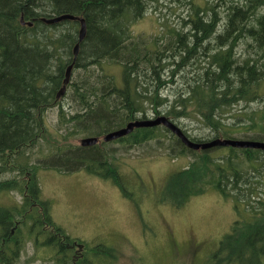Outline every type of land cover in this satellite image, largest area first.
Here are the masks:
<instances>
[{"label":"trees","instance_id":"16d2710c","mask_svg":"<svg viewBox=\"0 0 264 264\" xmlns=\"http://www.w3.org/2000/svg\"><path fill=\"white\" fill-rule=\"evenodd\" d=\"M164 1L0 0V195L21 197L12 205L0 201V264H16L27 238L35 246H52L56 264H113L119 258L115 247L83 245L56 224L49 201L41 198L37 172L83 169L131 195L116 162L117 148L107 144L131 148L150 141L172 158H189L167 177L164 199L179 208L213 188L240 216L209 264H264V150H194L164 125L101 140L130 120L161 114L195 141L264 140V0ZM173 4L182 6L183 13L175 21H161L160 33L132 31L149 8L156 12L167 6L175 14ZM63 13L85 20L75 59L80 22L41 20ZM114 64L121 65V85L108 71ZM241 102L259 106L233 113ZM55 106L60 124L53 129L46 112ZM188 118L208 135H193L185 127ZM84 136L100 140L87 146L75 141ZM43 144L47 151L28 160L27 151ZM75 243L81 251L73 250ZM153 248L154 243L142 254L148 257Z\"/></svg>","mask_w":264,"mask_h":264},{"label":"rangeland","instance_id":"374dc122","mask_svg":"<svg viewBox=\"0 0 264 264\" xmlns=\"http://www.w3.org/2000/svg\"><path fill=\"white\" fill-rule=\"evenodd\" d=\"M164 2L172 5L168 0ZM173 5L175 14L167 6L156 12L149 8L145 16L132 24V31L149 36L160 33L161 21H175L183 13L182 6ZM108 71L121 85V65H109ZM170 91L167 89L166 94ZM62 102L68 104L65 100ZM257 106L259 103L256 102L248 106L241 102L231 111ZM46 121L50 128H59L57 106L47 110ZM184 123L193 135H208V130L200 128L196 121L188 118ZM168 135L164 133V136ZM79 139L75 141L79 142ZM109 146L117 148L116 162L131 195H125L111 180L83 169L61 172L41 168L37 172L41 198L49 201L56 224L71 237L81 240L83 245L104 243L115 247L119 258L112 260L113 264H209L220 239L240 218L232 202L210 188L176 208L162 197V190L167 177L188 164V157L172 158L154 141L131 148L122 147L118 142L107 144ZM46 151L45 144L32 152L28 150V160ZM20 200L18 193L0 195L1 203L5 205ZM152 243L153 251L145 257L142 253H149ZM76 248L73 250L79 251ZM53 251L52 246H35L27 238L16 264H56Z\"/></svg>","mask_w":264,"mask_h":264},{"label":"water","instance_id":"95a60500","mask_svg":"<svg viewBox=\"0 0 264 264\" xmlns=\"http://www.w3.org/2000/svg\"><path fill=\"white\" fill-rule=\"evenodd\" d=\"M65 19H72V20H78L80 22V28H79V35H78V42L75 44L73 48L74 53V59L77 55V52L79 50V42H81L86 34V25L85 20L83 17H80L78 15H74L71 13H63L61 15L52 16V17H41V20L45 21L46 23H56ZM21 21H23V18L21 17ZM32 22L29 21L28 25H31ZM72 68V64L68 65L66 72H65V78L63 80L64 85L62 89L60 90V94H63L65 91V84L68 82L70 77V71ZM59 94L57 95V97ZM155 125H164L166 128H168L171 133L176 135L182 143L187 146L188 148L197 150V149H209L213 147H249V148H257L264 150V140H256V139H240V138H224V137H213L208 140L203 141H195L190 139L181 129L179 125L174 123L172 120L168 119L165 115L161 114L158 116H155L153 118H146V119H133L128 121L124 126L114 129L112 131L107 132L105 135H103L102 140L104 141H111L114 139H117L119 137L125 136L133 131L134 128L139 127H150ZM98 137L95 136H87L80 139V144L83 146L87 145H93L97 143Z\"/></svg>","mask_w":264,"mask_h":264},{"label":"flooded vegetation","instance_id":"af4514ba","mask_svg":"<svg viewBox=\"0 0 264 264\" xmlns=\"http://www.w3.org/2000/svg\"><path fill=\"white\" fill-rule=\"evenodd\" d=\"M77 245V246H76ZM75 246L78 247V243H75Z\"/></svg>","mask_w":264,"mask_h":264}]
</instances>
